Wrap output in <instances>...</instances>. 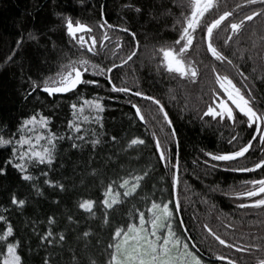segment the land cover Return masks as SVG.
<instances>
[{"label":"trees","instance_id":"trees-1","mask_svg":"<svg viewBox=\"0 0 264 264\" xmlns=\"http://www.w3.org/2000/svg\"><path fill=\"white\" fill-rule=\"evenodd\" d=\"M137 5L140 11H136ZM179 11L172 0H0V135L17 138L19 125L25 117L43 113L51 117V130L65 137L58 140L56 159L50 166H31L33 181L22 179L17 169L11 164H4L12 154V145H0V167H5V172L0 173V215H5L12 223L13 238L21 241L19 250L24 264H42L46 252L55 253L52 256L54 264H70L71 250H75L85 264L89 255L95 256L98 264H104L108 259L105 247L111 239V232L115 226L126 225L134 218L129 216L130 210L134 213L133 206L147 216V207L152 199L174 201L175 197L170 194L175 169L172 165L165 167L164 161H158L151 137L153 131L162 142H169L173 164L176 156L179 158L177 192L181 211L176 216L184 221L183 225L177 226L182 238L191 237L189 246L208 264H228L217 258V251L230 256L243 255L247 264H255L257 257L264 258L262 251L239 254L220 245L202 227L206 223L232 242L245 245L253 242L248 235L250 228L257 229L256 235L264 233V225L253 224V221H264V209H241L238 205L245 198L226 194L245 187L241 183L243 181L264 176V168L251 172L234 170L236 167L249 168L251 163L264 159V152H261V143L256 139L249 153L237 158L235 164L227 168L213 167L217 162L207 156L208 151L235 150L252 138L255 129L241 122L244 120L242 114L238 115L235 123L204 114L206 104L210 102L211 89H219L214 84L212 65L221 64L208 54H203L200 43H196L199 47L193 53H188L199 65L197 81L179 78L178 75L173 78L156 70L157 61L152 57V50L157 45L175 40L176 33L170 25ZM67 17L92 26V33L81 34L86 38L95 35L99 39L102 36L103 30L99 29L98 23L104 18L114 25H125L136 33L135 39L139 41L137 54L110 73L112 82L130 87L133 92H116L106 76L91 71L84 74L85 80L95 79L99 81L98 84L82 83L78 90L65 95L49 96L41 91L42 87L32 88L33 81L42 83L46 76L55 73L59 65L68 59L86 57L107 68L127 55L133 47L130 33L110 29L112 37H123L122 53L118 54L116 60L113 59L109 54L111 41L105 42L108 47L102 52L91 53L87 46L79 47L67 33ZM30 34L34 38H30ZM21 37L24 38L18 45L17 40ZM241 43L246 49H252V39L249 37L242 38ZM220 46L224 47L222 42ZM260 48L258 43V48L252 51ZM238 57L239 53L234 59L240 63L247 80L237 75L235 69L230 70L229 74L242 89L246 83L252 87L256 107L264 110V80L259 78L261 70L258 68L260 61L256 59V71L253 72V61H241ZM205 60L208 61L207 68H203ZM222 68L217 69L224 72L226 69ZM137 90L160 99L172 124L163 119L159 106L153 101L136 96ZM81 95L92 98L98 95L105 107L103 112L98 113L101 122L95 120L94 110L86 108L83 115H92V119L79 121L84 125V142L77 140L81 147L73 148L67 121L73 119L71 102L75 100L79 103ZM133 104L141 108L145 117L143 121L135 114ZM173 128L175 136L172 135ZM75 135V132L71 133V136ZM134 136H141L146 143L128 146V141ZM233 136H236V140L229 143ZM112 137L116 139L112 140ZM96 138L100 143L93 147L90 141ZM148 164L152 167L137 192L109 209L110 223L104 224L101 202L107 182L133 173V170H142ZM93 168L96 169L95 173L91 171ZM46 179L56 180L64 188L48 185ZM33 183L40 189L39 192L32 187ZM13 193L25 199L26 203L11 206ZM82 198L96 202L95 216L78 207ZM49 216L55 217L53 231H64L66 234L62 245H47L39 239L49 227ZM68 216H72L73 220L69 221ZM229 224L235 227L229 228ZM4 226V222L0 221V230ZM89 228L92 229L90 236L82 238L81 233Z\"/></svg>","mask_w":264,"mask_h":264},{"label":"snow or ice","instance_id":"snow-or-ice-1","mask_svg":"<svg viewBox=\"0 0 264 264\" xmlns=\"http://www.w3.org/2000/svg\"><path fill=\"white\" fill-rule=\"evenodd\" d=\"M175 7L179 8L178 14H175L173 23L170 27L176 33L175 40L170 43L160 44L152 50V57L156 59V70L158 72L166 73L168 76L175 78H184L189 81H197L199 76V65L188 55L193 48H198L196 44L197 36L199 34L200 42L206 46V51L215 58V61L226 69L221 72L217 69L215 63L212 65V72L214 73V84L219 85L211 89L210 102L206 104L204 109L205 115H210L212 118L219 120H230L233 123L237 122L239 114H243L244 120L250 127H253L252 138L247 142L237 146L232 151L212 152L208 151L206 154L217 163L213 167H229L235 164L237 158H242L246 153H249L253 146V141L258 139L261 143V152H264V110L254 107L255 96L252 95L253 89L246 83L242 87L238 86L233 77L229 74L232 69L236 70L237 75L247 80V75L243 72L240 63L234 59L236 53H239L238 59L247 62L253 61V72L256 71L255 61L260 60V79L264 80V0H240V3H235L228 7L226 0H172ZM223 5V10L221 7ZM125 7H132V5H125ZM136 11H140L137 5ZM239 13V18H234ZM103 17V12H102ZM259 21V34L257 29H252V49L258 48L260 50L253 52L252 49H246L242 46L241 36L249 24ZM66 31L74 42L81 48L87 46V50L91 53L102 52L108 45L106 41L112 42L110 55L116 60L118 54L123 51V37H112L110 29H118L130 33L134 44L131 51L118 59V62H113L110 67H103L98 63H94L86 57L79 59H68L61 63L55 73L46 76L42 83L33 81L32 88L37 86L42 87L49 95L58 93H69L71 90H78V86L82 83L98 84L99 81L85 80L84 74L92 71L97 72L102 77H107L111 88L116 92H133L130 87L118 86L112 82L113 77L110 73L116 69L118 65H125L135 56L139 50V41L135 39L136 33L130 28L121 24H112L106 18L98 23L99 29L102 31V36L98 39L95 35H90L88 38L85 35H77L78 33H92V26L83 23L79 20L75 22L71 17L65 19ZM225 31L226 35L220 37L221 29ZM24 37L17 40L19 45ZM30 38H34L30 34ZM217 40H222L224 47L217 44ZM235 46V47H233ZM231 49V51H230ZM15 51V49L13 50ZM10 58V57H9ZM107 59V56L105 57ZM171 91V90H170ZM247 93V94H246ZM136 96L145 97L153 101L155 105L159 106V112L163 114V119L169 125L172 120L169 118L168 112L165 110L164 104L155 96H150L146 92L137 90ZM79 103L75 100L71 102L70 108L72 110L73 119L67 121L69 125V138L72 140L71 146L73 148L81 147V144L76 143L77 140L84 142L85 133L83 131L84 125L79 121L81 119L88 121L92 119V115L84 116L86 108L94 110L96 113L95 120L101 122V117L98 113L103 112L105 105L102 103L100 96L79 97ZM132 103V101H129ZM135 114L139 116L140 120L145 117L141 112V108L133 104ZM238 110V111H236ZM39 111V110H37ZM51 117L40 113L32 114L25 117L19 125V135L17 138H5L0 135V145H12V154L4 161L5 165L11 164L21 174V178L26 181H33V173L31 166L35 164L50 166L56 159V145L58 140L64 139L63 135H58L51 130ZM31 126V127H29ZM102 126V123H101ZM75 132V136L71 133ZM258 134V135H257ZM172 135L175 136V129H172ZM239 135V133L237 134ZM154 141V154L157 155L158 161H164L165 167L172 165L175 169L172 175L171 182V196H174V201L152 199L150 205L147 207V216L144 211L139 208H134L129 211V216L134 218L127 222L126 225L115 226L111 232V239L105 247V253L108 259L104 264H208L200 255L194 251L188 243V240L183 239L182 235L178 233L177 226L183 225L182 218L176 216V213L181 211V201L177 192L179 184V158L176 156L173 164V155L169 151V142H162L157 136L156 132L151 133ZM116 137H112L115 140ZM236 140L233 136L229 143ZM93 147L100 143L99 138L90 141ZM146 141L141 136H134L128 141V146L143 145ZM27 145V147H25ZM19 146V147H17ZM211 163V161H206ZM152 167L148 164L144 169L133 173L125 174L117 180H109L104 187V199L101 202L104 207L103 223L109 224L108 210L114 205L121 202L137 192L141 185V181L148 175V170ZM264 168V159H259L258 162L251 163L249 168L236 167L237 172H251L254 169ZM93 173L96 169H91ZM5 172V167H0V173ZM47 176V172L44 173ZM45 183L52 186H57L60 189L64 185L53 179H46ZM245 187L240 190H232L226 194L231 197L245 198L238 207L246 208H261L264 209V176L258 179H251L241 182ZM32 187L37 192L40 189L35 183ZM162 192L164 190H161ZM145 199H147L145 197ZM11 206H23L26 201L23 198H18L15 193L10 197ZM93 199L82 198L78 207L88 212L89 215L95 216ZM170 203L173 205L170 207ZM2 207V206H0ZM135 214V215H134ZM247 215V213H245ZM138 218V222L136 219ZM69 221L73 220L72 216H68ZM0 221L4 222L5 226L0 230V264H24L23 257L20 252L21 241L18 238H13L14 228L12 223L5 215H0ZM49 225L48 229L40 235L39 239L44 241L47 245H62L66 238L64 231L58 233L53 231L55 224V217L49 216L47 218ZM253 224H262L264 221H253ZM202 227L207 230L220 245L227 246L234 249L239 254H252L256 251L264 252V233L256 235V228H250L248 235L250 241L247 245L240 242H232L230 239L220 235L214 231L208 224H203ZM229 228H234V224H229ZM187 231V229H184ZM92 233V229H87L81 233V237L87 239ZM86 247V246H85ZM55 253L46 252L42 264H54L52 256ZM87 255V254H86ZM221 262H228V264H247L243 255L230 256L222 254L217 251L215 253ZM70 264H85V260L78 256L75 250H71ZM86 264H98L95 256H87ZM255 264H264V258L257 257Z\"/></svg>","mask_w":264,"mask_h":264},{"label":"flooded vegetation","instance_id":"flooded-vegetation-1","mask_svg":"<svg viewBox=\"0 0 264 264\" xmlns=\"http://www.w3.org/2000/svg\"><path fill=\"white\" fill-rule=\"evenodd\" d=\"M226 3H227V5H228V7H231L233 4H235V3H240V0H226ZM221 10H223V5H222V7H221ZM239 13H237V15L234 17V18H239ZM259 21H255V22H253L252 24H249L248 26H247V28H246V30L242 33V36H241V39L242 38H250V37H252V39H254L255 37H253V35H252V29L253 28H256L257 29V34L259 33ZM82 33H79V34H77V35H81ZM226 35V33H225V31L223 30V28L221 29V32L219 33V36L220 37H224ZM222 42V40H217V44H218V46H220V43ZM196 43H200V45H201V49H203V51H202V53L203 54H208L209 56H211V54L210 53H208L207 51H206V46L205 45H203L201 42H200V40H199V34H198V36H197V41H196ZM203 45V46H202ZM221 47V46H220ZM260 47H262V46H260ZM196 48H193V49H191L190 51H189V53H193V51L195 50ZM258 50H260V49H258ZM238 53V52H237ZM236 53V54H237ZM260 61V60H259ZM205 62V64H204V67L203 68H207V65H208V63L206 64V62H208L207 60H205L204 61ZM218 62V61H217ZM217 68H221L222 70H223V68H222V65H219V66H217ZM258 68H260V67H258ZM219 70V69H218ZM235 82L237 83V85L239 86L240 84L235 80ZM218 85V84H217ZM250 85V84H249ZM219 86V85H218ZM221 92H223V90L221 89ZM252 95L254 96V93L252 92ZM254 107H256V102H254ZM236 111H238V110H236ZM243 115V114H242Z\"/></svg>","mask_w":264,"mask_h":264},{"label":"water","instance_id":"water-1","mask_svg":"<svg viewBox=\"0 0 264 264\" xmlns=\"http://www.w3.org/2000/svg\"><path fill=\"white\" fill-rule=\"evenodd\" d=\"M79 34V33H78ZM41 91L42 92H45V93H47L43 88H41ZM71 91H73V90H71ZM70 91V92H71ZM48 94V93H47ZM66 93H58V94H53V95H65ZM49 95V94H48ZM49 96H52V95H49Z\"/></svg>","mask_w":264,"mask_h":264},{"label":"rangeland","instance_id":"rangeland-1","mask_svg":"<svg viewBox=\"0 0 264 264\" xmlns=\"http://www.w3.org/2000/svg\"><path fill=\"white\" fill-rule=\"evenodd\" d=\"M92 72V71H91Z\"/></svg>","mask_w":264,"mask_h":264}]
</instances>
